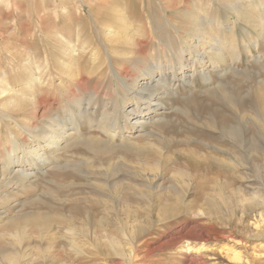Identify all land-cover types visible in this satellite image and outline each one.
<instances>
[{"label":"rangeland","instance_id":"rangeland-1","mask_svg":"<svg viewBox=\"0 0 264 264\" xmlns=\"http://www.w3.org/2000/svg\"><path fill=\"white\" fill-rule=\"evenodd\" d=\"M39 1L12 0L11 4L0 5L4 30L14 33L15 40H25L24 44L13 41L12 55L2 50L0 77L7 76L21 93L19 88L39 68L42 71L47 66L45 71L50 74L33 85L28 93H15L18 103L25 104L33 99L34 107L2 106L5 114L4 118L0 116V121L3 120L0 131V264H4L2 259L7 252L17 254L18 264H264V207L261 203H256L252 211L242 205L236 207L238 196L235 195L240 190L249 198L257 193L264 198V146L258 142V137L264 135V118L259 122L256 116L264 104L261 95L264 92V38L259 29V21L264 18V0H106L111 7L118 4L125 15L127 13V23L133 22L132 30L126 27L119 36L128 34L126 37L135 39L137 44L132 41L121 44L122 39L114 33L118 27L111 32L92 28L98 23L90 8L103 0L85 3L66 0L71 9V18L67 19L62 13L64 1L51 0L49 9L53 11L57 3L59 13V17L51 21L55 22V31L69 34L73 42L78 35L82 41H91L88 49H84L83 44L79 46L83 50L77 47V57H68L69 67L73 68L69 73L55 65L63 54L56 49L62 45L40 36L42 31L38 24L44 12L33 6ZM78 2L84 19H80L76 11ZM104 11L105 16H112L111 12ZM185 11L207 16V20H202L203 32L210 31L214 21L215 24L219 22L220 26H214L213 30L226 47L224 51L231 55L232 46H235L240 55L238 59L227 56L217 69H212L210 63L201 65L199 61L194 76L189 71L193 68L190 61L187 75L173 85V96L168 99L155 96L157 101L150 104L149 122L143 128H133L120 104L117 114L114 113L117 101L133 91H127L124 84L110 78L104 62L106 54L108 51L115 54L116 68L128 77L138 75L137 67L143 62L176 61L180 49L189 59L188 42H197L192 32L195 25L188 24L182 16ZM53 15L50 13L51 18ZM167 20L182 29L175 30ZM210 20L213 24L208 23ZM185 26L189 27V32L183 30ZM26 37L38 43H28ZM258 42L260 47L256 49ZM95 49L100 50L101 56H94ZM28 52L32 55L29 60ZM208 54L206 61H215L212 52ZM47 56H50L49 65L45 61ZM115 88H118L117 93L113 92ZM94 94H98V99L91 100ZM73 100L75 103L81 100L82 107L89 108L85 115L80 116L74 110ZM154 108L159 110L154 112ZM73 114L77 117L73 118ZM112 116H118L120 128L114 133L120 138L131 136L139 145H155L159 151L138 152L124 147L120 138L115 145L109 143L107 132ZM10 117L28 129L24 130ZM232 127L240 131V138L243 134L242 139L248 142L245 147L234 142L230 134ZM65 128L68 131L66 141L60 149L47 150L50 164L47 160L38 162L32 158L26 163V171L31 174L26 183L18 181L19 177L11 178L14 173L5 174L8 171L3 170L4 165L9 162L3 156L13 144L11 130L20 145L16 155L21 156L24 147H37L42 143L41 135L46 130L56 132L59 129L56 133L60 136ZM98 144H104L106 149L95 148ZM201 155H216L223 163L205 162L199 159ZM143 162L159 165L158 175L154 177ZM17 169L15 166L14 170ZM137 171L140 174H136ZM207 171L212 180L209 189L215 187L217 193L223 188L231 200L225 216L220 209L214 208L217 210L215 216L211 210L201 207L204 197L201 190ZM213 179H218L219 184ZM172 202H178L177 206H165ZM32 216L46 217L43 235H39L36 227H31L32 237L19 243L9 240L14 232L10 220ZM166 217L171 218L164 220ZM137 232L139 243L136 249L130 248L131 237ZM76 244L82 249H77ZM120 249H126L128 256L116 255L114 251Z\"/></svg>","mask_w":264,"mask_h":264},{"label":"bare ground","instance_id":"bare-ground-1","mask_svg":"<svg viewBox=\"0 0 264 264\" xmlns=\"http://www.w3.org/2000/svg\"><path fill=\"white\" fill-rule=\"evenodd\" d=\"M15 1L16 2H19V0H15ZM50 1L51 0H40L39 1L40 2V5H39V2L33 5V6H36V8L37 7L39 9L41 8V11L44 12V15L42 17H40L41 20H40L39 24L37 23L39 25L41 31H42L41 34L40 33L39 34H40V36L41 35L42 36L43 35L44 36H47L49 40H52V42L56 40V42L58 44H61L63 46L62 47V46H60V45L57 44L60 47H57L58 49H56V50L63 52V54L62 53L60 54L61 57L58 58V60L55 63V65H56V67H60L61 68L60 70L62 72L69 73L68 71L72 70L73 68L71 69L69 67L71 64H70V62L68 60V57H72V56L75 57L76 55L78 56V51L77 50H79V49L77 47H79V46H81L83 44V45H85L84 49H88L87 46H89V45H87V44H91V41H88L87 42L86 39L82 41L81 40V36L80 35H78V36L76 35L77 36V41L76 42H73L75 40L71 41L69 34L66 35V33H63L62 31L61 32L60 31H55V29H56V28H54V26H56L54 24L55 22L53 23L51 21H53V19H56V18L59 17V13H58V10H57L58 6H57V3H56L52 7L53 8V11H51L49 9V6H48V2H50ZM61 1H62V3L64 1V3L61 4L62 7H63V10H64L62 12V13H64V17L66 19L67 18H71V11H70L71 9L68 8L69 7V5H68L69 4L68 3L69 1H66V0H61ZM87 1H90V0H79L80 3H82V2L85 3ZM35 2L36 1H34V3ZM79 2L76 5L77 6L76 7V9H77L76 11H78V14H79L80 19H84L85 16H81V13H80L81 12V9L79 8ZM3 3L4 4L5 3L11 4L12 3V0H0V5L3 4ZM110 4L108 3V1L103 0V1L98 2L95 5H92V7L90 8V10L93 11V13L95 15V21L98 23L95 26L93 25L92 28H95L97 30H99L100 28L101 29L104 28V30L109 29V31L111 32L112 31L111 30L112 28L115 29V27H118L117 30H120V31H117V30L114 31V33L117 34L118 36L120 35V33H122L121 30H124L126 27H128L129 30L131 31L134 26L131 25V23H133V22H131L130 24L126 22V18H127L126 15H127V13L125 15V11H122L123 9L119 8V5L118 4L116 6H114V8L111 7ZM26 5H27V3H26ZM31 9L34 10L35 8H32V6H31ZM234 10L238 11L236 8ZM103 11H104V13L106 11L111 12L112 13L111 14L112 16H105L103 14ZM50 13H53L54 14L52 18L50 17ZM91 15H92V13H91ZM1 16H2V14L0 15V27H1L0 28L1 29L0 30V53L6 51V52H8L9 54L12 55V52H13L12 51V49H13L12 48L13 47V41L15 40V38H17V36L14 35V33H8L6 30H4L6 27L3 28L4 27L2 25L3 24L2 23L3 19H2ZM8 16H9V14H8ZM164 16L167 18L166 15H164ZM182 16L187 19L188 24L195 25L194 29H192L193 30L192 32H194V36L196 37V42L197 43L195 44V43H192V42H188V43H190V51H191L190 54H189V57H188L189 59L186 58V55H185L184 50L183 49H180V53L178 54V57L176 58V61L175 60L173 61L172 59H169V60L152 61L150 64H146L145 62H143L139 66H138V64L137 65L134 64L133 66H138L137 68L139 70H136V71H139V73L136 76L135 75L134 76H131L130 75L128 77L126 74L123 75V73H121L116 68V65L114 63L115 54L110 53L111 51L110 52L109 51L108 52L106 51L107 52V54H106L107 55V58L105 59L104 62L107 63V66L108 67H107L106 70H107V73L110 76V78H113L115 80L117 79L122 85L124 84V87L123 88L124 89H127V91L128 90L133 91V92H131L132 94H126L125 93L126 95L124 94L123 98L120 101H117V103L115 104L116 107L114 108V113L117 114V112L119 110L118 109V106L120 104L121 105V108L120 109H122V112L125 115V117L130 119V122L132 123L133 128H135L136 126L143 128L145 126L144 124L147 123V122H149V120H150L149 113H150V110L152 108L150 106V104L153 103L154 101L155 102L157 101V100L154 99L155 96L162 95L164 99H168L170 96H173L172 95L173 94L172 93V90H174V89H172L174 87L173 85H175L177 82H179L178 79L183 78L185 75H187V73H188L187 69L189 67V63L191 64L190 61H192V63H193L192 64V67L193 68L191 70H189V71L192 72V75L191 76H194L197 73V71H198L197 68L195 67V65L199 61H200V64L201 65L206 62V64H209V63L211 64V68L212 69H217L218 66H219L218 64H220L227 56H231L233 58H237L238 59V57L240 55V53H239L240 51H238V48H236L235 46H232L233 44L231 45L232 48H233V49L231 48L232 51H233V53L231 55H229L230 53L229 54H226V52L224 51V49L226 47L224 48V46H223L224 44L222 45V43L220 42L221 40L218 37L219 35L217 33H215L214 30H213V27L214 26H220L219 22H217V24H215V21H214V24H213V21L210 20L208 23L213 24V27H211L210 31H208V32L205 31L206 32L205 33V32H203L204 29L202 28V24H203L202 20L203 19L204 20H207V18H206L207 16L206 17L205 16L201 17V15H198V16L196 15L195 16V15L191 14L189 11H185L184 13H182ZM167 22L169 23V25H171L172 27H174L175 30L182 29V28H179L178 26L172 24L171 21H169V20H167ZM16 23H17V21H16ZM79 23H81V22H79ZM32 24H33V22H32ZM92 24H93V21H92ZM259 24H260L259 25L260 35H261L262 38H264V18L263 17L260 19ZM156 25H155V27H156ZM158 25L161 28V23L158 24ZM188 28H189L188 26H185L183 28V30H186L187 32H189L190 30ZM78 29H81V28H78ZM104 30H103V32H104ZM34 31H32V32H34ZM78 32H80V31H78ZM34 33H36V31ZM130 33H132V32H130ZM32 36H33V34H32ZM126 36H125V34H124L123 37L119 36V38L122 39L121 44H124L126 42H130V41H132V43H135V44L138 43L135 39H133V40L132 39H128ZM31 37L30 38H28V37L25 38L28 43H32V42L34 43L36 41L35 39H32ZM24 41H25L24 39H17V40H15V42L18 43V44H24ZM232 41H234V39H232ZM36 43H38V42L36 41ZM46 43H48V42L46 41ZM3 44H7L8 46H6V47L5 46H2ZM258 46H259V42L255 44V48L257 49ZM44 47H47V46L45 45ZM27 49L28 48H26V50ZM80 49L83 50V48H80ZM2 50H4V51H2ZM95 50L96 51L94 53V56H101V53L99 52L100 50L99 51H98V49H95ZM28 51H30V50H28ZM48 51H49V49H48ZM210 52H212V54L216 57L217 60L214 59L215 61H212L209 58L210 60L206 61L205 58L209 57L208 56L209 55L208 53H210ZM248 52H250L249 49H248ZM32 54H33V52H32ZM29 55H30V52H28V54H27V59L28 60L30 59V56H32V55H30V56ZM49 57L47 56V58H46L45 61H47V59ZM211 58H212V55H211ZM47 62H45V63H47ZM74 62H76V61H74ZM135 63H137V62H135ZM131 64H132V62H131ZM44 65H43V67H44ZM47 65H49V62H48ZM24 66L25 67H28L29 65L25 64ZM50 68L52 69L51 66H50ZM47 69L48 68L46 66L44 69H42V71L39 68L37 72H34L32 74V76H31V79H29L27 82H25L21 87L19 86L20 87L19 89H21L19 91L21 93L17 92V90L14 88V86L11 84V82L6 79L7 76L6 77H4V76H1L0 77V116L1 117H3L4 114H5L2 111V106H3V108H4V106H6L8 108H10L12 106H18V107L21 108L22 106H24L25 109L28 108V107H25V105L30 106V107H34V104H36V102L33 99L32 100H29V101L27 100V102L25 104H24V102H19L18 103V100H17L18 98H15V93L21 95V94H23L25 92L28 93L29 90H33L32 89V86L33 85H37L38 82H41L44 76L47 77L48 75H50L49 73H46ZM200 71H202V72L204 71V66H203V68ZM52 74H54V73H52ZM72 76H74V74H72ZM156 77H158L159 79L156 80ZM170 77H171V80L169 81V78ZM140 78L142 80H140ZM190 78L191 77L189 76L188 77V80H190ZM154 82L157 83L159 86L157 84H156L157 86L154 85ZM162 84L164 85V87L163 86H160ZM117 91H118V88L117 89L115 88L113 90V92H116V93H117ZM122 93H124V92H122ZM97 95L98 94H94L92 97H90L91 100L98 99V96ZM261 95H263V97H264V92H262ZM73 102H74V100L71 103H73ZM80 102H81V100H80ZM80 102H77V101H76V103L74 102L75 103L74 104L75 105L74 110L77 113H79V115L81 116V115H85L86 114V110L89 109V108H86V110H85L82 107V103H80ZM142 105H146V107L144 108ZM11 109H13V108H11ZM33 110H34V108H33ZM158 110L159 109L154 108L153 111L154 112H157ZM259 110H260V112H258L256 116H257L258 119H260V120H258L260 122L264 118V104L259 108ZM15 111H17V110H15ZM145 111H148V112H145ZM72 117L73 118L74 117H77V115L73 114ZM116 117H118V116H116ZM116 117H113L112 116V117L109 118V120H110V124H109L110 125V129H108V132H107V133H109L108 134L109 135V143L114 144V145L116 143L117 138L118 139L120 138L119 135H117L116 133H114L115 129H119L120 128V125L118 123V119ZM10 118L12 120H14L16 122V124L18 126H20L21 128H23L24 130H27L28 129L27 126H24L22 123L18 122L14 118H12V117H10ZM255 120H256V118H255ZM2 121L3 120L0 121V131H1ZM53 126L55 127V124ZM57 126H58V124H57ZM125 126H126V124H125ZM258 129H259V133L263 134L262 129L261 128H258ZM242 130H243V128H242ZM10 132H11L10 139L12 141L11 143H13V144H11L12 145L11 149L6 152V155L5 156H3V159H5V160H7V162H9L6 165H4L5 167H4L3 170L4 171H6V170L8 171L7 173L5 172V174H7V175H11V173L12 174L14 173L13 176L12 177L10 176V177L11 178H13V177L14 178H18L19 177L20 179H18V181H20L23 184V183H26L29 180L28 178L31 175L30 173H28L26 171V163L29 162L30 159L32 158V159H37L38 162L39 161L41 162L43 160H47V162L50 164L51 160H50V158H48L49 156L47 155V150L58 151L60 149L62 143L66 141V136H67V132L68 131H67L66 128L63 129L60 132L62 135L60 134V136H59L55 132L54 129L46 130V132L41 135L42 143L40 145H38L37 147H34L33 145L24 147V153L21 156L16 155V152H17L18 148L20 147V145L18 144V142L16 140L17 137L15 138V135H13L12 130ZM230 134H231V137L235 140L234 142L237 143L238 146H240V147H243L244 146L245 147V145L248 144V142H246V140L242 139L243 138V134H242V138H240V134L241 133H240V131L238 129H234L232 127V129L230 131ZM120 141H122L121 144L124 147H127L129 149H132V150H135V151H138V152H143L145 150L155 151V152H158L159 151V147H157L155 145H151V144H149L147 146H141V145H139L138 143L134 142V140L131 138V136H127L126 138H124L122 136V138H120ZM258 142H259V144H260L261 147L264 146V135L258 137ZM103 145L104 144H102V145L98 144V145H96L94 147L95 148L103 147ZM103 148H105V147H103ZM224 151L227 152V150H224ZM190 155H191V153H190ZM199 159L200 160L202 159L205 162H208V160H214L217 163H223V161H221V159L218 156H216V155H210V156L209 155H203V156L201 155V157ZM223 160H225V159H223ZM143 163L147 165V162H143ZM52 165L53 166L54 165L56 166V164H52ZM146 165H145V167H146ZM15 166H18L19 169L14 170L15 169ZM147 166H149L148 168H150L149 170H151V172L153 173V176L156 177L158 175V172L160 171V170L158 171V169H159L158 166L159 165H157V164H153V165L148 164ZM136 174H140V172L137 171ZM142 175H144V174L142 173ZM10 177H7V178H10ZM204 177H205V179H204V182H203V190H201V191L204 192V195H203L204 197H203V200H202L201 207H206L207 210L209 209L213 213L215 211H217V210H214V208H217V209H220V210H222L224 212L223 213L224 216L227 215L228 210H229V207H230V201H231L230 198L227 197L226 194L223 192V190H224L223 188H222L223 190L220 188V190L217 191V193H216L215 187H212V189H209L210 188L209 186L211 185L212 180H211V178L208 175V171L207 172H204ZM213 182H215V184H219V180L218 179H215V181L213 179ZM239 191L237 192V194L235 193V195L238 196V198L236 199V207H239L240 205H242L243 207H247V211H252V209L256 206V203H261L262 204L261 206L264 207V198L261 195H259L258 193L257 194H254V196H252V197L249 198V197L245 196V194H243L242 192H239ZM177 203H174V202H172V203H166L165 206L175 207V206H177L176 205ZM214 214L216 216L217 213H214ZM260 216H261V219H262L263 215L260 214ZM210 217H213V216H210ZM168 218H171V217H166L164 220H167ZM45 221H46V217H43V216H32V217L25 218L23 220H19V218L18 219L16 218L14 220L12 219V220H10V223L12 222V226L14 228V232L10 234L12 237L11 238L8 237V238H9V240H11L14 243H19V242H21L24 239H27L29 237H32L31 234L29 233L31 227H36V229H38L39 235H43V231L45 229V225H44L45 224ZM261 221L263 222V220H261ZM148 229L149 228L147 227V230ZM139 238H140V234H138V232L135 234V236H132L131 237L130 248L136 247V245L139 243ZM93 241H94V239H93ZM96 246H98V245H96ZM75 247L77 249H79V250L82 249V247H80L78 244H76ZM111 249H112V247H111ZM134 249H136V248H134ZM114 252H115L116 255L118 254V255H120V256H122L124 258L128 256L127 255L128 253L126 252V249L115 250ZM112 254H114V253H112ZM22 256L24 257L25 255L22 254ZM235 257L238 258L239 256H235ZM18 258L19 257L17 256L16 253H14V252H7V253H4L2 260H3V263L4 264H18Z\"/></svg>","mask_w":264,"mask_h":264}]
</instances>
